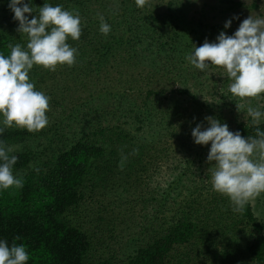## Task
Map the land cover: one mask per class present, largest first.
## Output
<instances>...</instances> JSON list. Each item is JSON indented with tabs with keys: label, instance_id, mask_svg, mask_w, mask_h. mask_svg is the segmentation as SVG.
Returning a JSON list of instances; mask_svg holds the SVG:
<instances>
[{
	"label": "trees",
	"instance_id": "obj_1",
	"mask_svg": "<svg viewBox=\"0 0 264 264\" xmlns=\"http://www.w3.org/2000/svg\"><path fill=\"white\" fill-rule=\"evenodd\" d=\"M46 2L78 11L82 35L67 41L78 49L74 66L58 65L54 72L34 66L29 73L36 90L51 98L46 115L53 125L39 132L6 128L0 136L12 149L10 155L18 157L14 176L24 181L22 188L0 192V239L10 246L23 244L30 256L27 264H264V220L250 202L243 214L235 213L229 199L212 190L202 170L209 165L202 150L208 145L195 144L191 136L197 123L208 126L207 116L242 136L255 135L246 109L238 111L241 100L229 93L226 81L213 89V102L198 98L214 75L210 78L185 59L194 45L204 43L206 28L232 35L234 27L225 30L224 23L199 19L198 30L189 23L184 31L175 0H147L143 8L135 0ZM43 3L33 0V15ZM7 5L8 0H0V52L5 55L10 54L9 45H27ZM101 16L111 25L107 36L99 31ZM205 76L209 82L203 83ZM182 96L194 99V109H185ZM128 116L137 123L136 130L128 126ZM260 127L264 130V123ZM52 133L62 135V144ZM122 155L128 157L123 170L118 166ZM175 158L163 183L162 166ZM120 179L128 181L123 185ZM145 188L168 191L158 201L166 212L171 198L176 205L172 216L125 260L100 253L106 245L94 238L98 227L79 220L81 209L96 219L86 199L92 191ZM97 216L98 222L105 220Z\"/></svg>",
	"mask_w": 264,
	"mask_h": 264
},
{
	"label": "clouds",
	"instance_id": "obj_2",
	"mask_svg": "<svg viewBox=\"0 0 264 264\" xmlns=\"http://www.w3.org/2000/svg\"><path fill=\"white\" fill-rule=\"evenodd\" d=\"M143 8L147 0H135ZM33 0H8V8L18 21L16 31L27 37L26 47L17 43L9 45L10 54L0 52V136L6 128L39 132L49 118L50 96L36 90L29 73L34 66L55 71L57 66L72 67L76 63L78 49L67 42L79 40L82 21L78 11H68L62 5L46 2L36 9ZM27 14V15H26ZM31 16V18H29ZM99 31L107 36L111 25L103 16ZM233 16L224 23L229 29ZM185 59L200 72L220 68L222 77L231 83L228 91L233 97L257 98L264 94V18H245L237 30L228 35L221 31L215 41L204 43L186 55ZM239 111V107L237 106ZM264 106L248 107L246 115L255 128L254 136H242L239 130L231 131L227 123L207 116L204 123H197L191 131L193 142L210 149L206 162L211 164L212 190L226 196L235 213L243 214L246 205L264 193ZM195 119V118H194ZM12 149L0 140V192L10 188H22L24 181L14 176L13 167L18 161L10 155ZM138 150L133 149L132 154ZM128 157L122 155L119 167L123 170ZM18 239V238H17ZM29 252L23 244L11 246L0 239V264H27Z\"/></svg>",
	"mask_w": 264,
	"mask_h": 264
},
{
	"label": "rangeland",
	"instance_id": "obj_3",
	"mask_svg": "<svg viewBox=\"0 0 264 264\" xmlns=\"http://www.w3.org/2000/svg\"><path fill=\"white\" fill-rule=\"evenodd\" d=\"M234 1L240 2L242 3V5L238 7H233L227 3L222 4L221 0H175V4L178 8L180 7L182 9L181 15H183L182 25L184 26V31H188L189 23L198 30L199 25L196 23L199 19L205 23L209 22L211 25H215L218 23H225L228 19H231L233 16H238L239 19H234L231 25L234 27V30H237L239 24L250 15L253 18H264V0ZM254 4H256V6H254ZM202 32L204 34L206 33L207 36V38H203V41L204 39L209 38V42L215 41V38L220 33L218 30H211L210 27L206 28ZM210 37L212 39H210ZM206 71L209 72L210 78L214 75V79L210 80L211 85L209 84L210 87L208 88V90H206L208 93H206L205 91L202 95H198V98L202 100L207 99L210 100V102H213V89L214 91L215 89L218 90L217 87L218 85H220L221 82L226 81L228 84H230L231 81L227 80V77L221 76L224 74L223 70L220 68L208 69ZM202 81L203 83H206V81L209 82L208 78L206 79V76ZM166 86V89L169 90L170 86ZM153 87L156 86L154 85ZM189 87L193 89V92L198 91V88L193 87L192 83L189 84ZM182 98L184 99L183 102L185 109H192L195 104L194 99H191L187 96H182ZM238 99L241 100L237 104L239 109L264 106V94H262L259 99L239 97ZM221 107H223L222 109H224L226 113L229 112V109H226L223 105H221ZM51 109L52 107H50V110ZM131 117L132 116H128V120L131 122L128 124V126L131 127L133 130H136L138 128V125L135 121L134 123L132 122ZM48 118L49 123L44 129H48L53 125L54 120H52L49 116ZM227 118H230V116L228 115ZM243 119L247 120V117ZM123 121L124 119L122 118L120 123L124 125ZM63 123L62 125L64 126ZM77 126L78 125L74 123V127L77 128ZM81 131L82 130H79L78 132ZM52 135L56 138L57 141L59 140L60 144H62V135L54 133H52ZM199 146H197L196 148H198ZM209 149L210 144L208 145L207 149H202L204 150L206 156L208 155ZM181 157L182 155H178V159H181ZM176 162L177 160L175 158L173 160H170V162L167 161V164L165 163L164 166H162V174H164L162 176L163 183H165L166 179H168L167 177L171 175V169L173 168L172 164ZM210 167L211 164L202 168L203 177H208L206 183H211V172H208V169ZM127 181L128 179H120V182L123 185L127 183ZM143 190L144 191H112L110 189V191H92L91 195L86 199L85 205L93 209L94 212H97V215L105 218V220L103 222H98L99 220L97 215L95 219L93 214L81 211L82 209L80 210V217L79 215L75 217H79V220L82 221L85 220L86 222L84 223L94 229L98 227L99 230L94 233L97 236H94V238H96V240H99L98 242H100V244L106 245L99 250L100 253L105 251L107 252V254L112 255L117 260H125L128 255L132 253L133 249L136 248L138 243L145 242V238L149 234H153L155 232V229L162 221H165L167 218L172 216L174 212V207L176 205L172 203L171 198L170 202L166 206V212H163V205H161L158 201L163 191H148L146 188ZM165 192L168 191H164V193ZM185 192L187 193V191ZM178 193L179 191H177V195ZM171 194L172 196L177 197L176 191H171ZM250 203L253 206L255 215L259 219L264 220V193H262L259 197L255 198L254 200H251ZM108 207L110 210L109 213L107 212L104 214L101 209H105Z\"/></svg>",
	"mask_w": 264,
	"mask_h": 264
}]
</instances>
